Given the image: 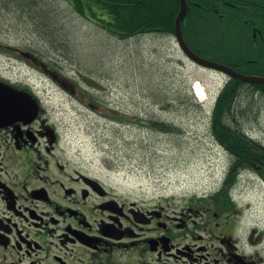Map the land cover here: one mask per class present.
Returning a JSON list of instances; mask_svg holds the SVG:
<instances>
[{"label": "flooded vegetation", "instance_id": "af4514ba", "mask_svg": "<svg viewBox=\"0 0 264 264\" xmlns=\"http://www.w3.org/2000/svg\"><path fill=\"white\" fill-rule=\"evenodd\" d=\"M240 1L224 0L226 31L203 51L250 67L264 59V0ZM244 9L234 27L230 16ZM51 71L68 103L99 110L74 78ZM42 89L0 69V264H264V204L247 194L264 191V145L247 157L223 147L221 179L186 202L136 199L71 150L65 115Z\"/></svg>", "mask_w": 264, "mask_h": 264}, {"label": "rangeland", "instance_id": "374dc122", "mask_svg": "<svg viewBox=\"0 0 264 264\" xmlns=\"http://www.w3.org/2000/svg\"><path fill=\"white\" fill-rule=\"evenodd\" d=\"M30 1L35 7L28 3L14 13L0 9V69L44 79L46 84L40 81L38 87L45 86L46 103L65 115L71 150L112 184L149 202L163 197L186 202L193 189L221 179L229 157L211 133L210 116L227 76L191 62L172 35L119 39L98 20L78 13L70 0ZM92 10L106 17L99 7ZM221 29L219 41L226 26ZM13 48L32 52L74 78L99 110L75 100L68 103L38 68L34 71L14 56ZM195 80L204 87L205 100L195 97ZM229 117L232 127L264 144V96L249 84L243 85ZM249 189L247 194L258 196L263 205L264 191Z\"/></svg>", "mask_w": 264, "mask_h": 264}, {"label": "trees", "instance_id": "16d2710c", "mask_svg": "<svg viewBox=\"0 0 264 264\" xmlns=\"http://www.w3.org/2000/svg\"><path fill=\"white\" fill-rule=\"evenodd\" d=\"M72 6L81 15L89 16L87 11L91 13L90 17L98 20L99 25L103 27L110 35L126 39L141 33H162L174 35V23L179 10L178 0H70ZM235 5L243 7V1L233 0ZM30 3V7H35V3L30 0H0V9L6 8L10 13L22 10L21 7ZM188 12L185 19L181 22V29L188 46L197 54L225 63L243 74H256L264 76V59L257 60V64H251L250 67L234 66L230 62H226L215 54H209L203 51L204 48L216 46L219 41L218 33L223 26V17L225 13L224 0H186ZM9 5L15 8L9 9ZM99 7L106 14V17H99L92 7ZM88 9V10H87ZM241 17L231 15L230 19L234 27L243 25V19L247 15L244 9ZM260 22L264 26V11H261ZM218 13H223L218 16ZM42 15V14H41ZM258 24L257 19H255ZM259 25V24H258ZM247 59L257 58L248 55ZM245 85L240 80L231 78L220 90L214 102L212 113L210 116V129L215 139L231 150L234 155L250 156L262 153L261 148L257 147L255 151L233 146V142L247 146L251 143L250 138L242 135L238 129H229L224 125V118H227L233 108L241 86ZM250 87L256 91L264 90L262 84H250ZM153 123V122H152ZM154 124V123H153ZM166 125V124H165ZM242 131V130H240ZM227 134L229 136H227ZM233 139V141H229ZM253 139V138H252ZM245 142L246 145H245ZM254 145V144H251ZM253 146H251L252 148ZM256 147V146H255ZM247 148V147H246Z\"/></svg>", "mask_w": 264, "mask_h": 264}, {"label": "water", "instance_id": "95a60500", "mask_svg": "<svg viewBox=\"0 0 264 264\" xmlns=\"http://www.w3.org/2000/svg\"><path fill=\"white\" fill-rule=\"evenodd\" d=\"M178 1L180 3V7H179V11L176 16L175 23H174V36H175V39L177 41L179 48L181 49V51L187 58H189L194 63L200 66L220 71L228 75L229 77L236 78L242 82L251 83V84L259 83V84L264 85V77L262 76L241 74L225 64H221L218 62H214V61L202 58L199 55H197L195 52H193L185 43L183 32L180 26L181 21L184 19L187 13V5H186L185 0H178ZM21 54L25 57L31 58L35 63H38L36 58H34L31 54L26 53V52H21ZM38 64H40L42 67H45L44 64L42 63H38ZM46 72L49 73L54 79H56L54 73L48 72V71Z\"/></svg>", "mask_w": 264, "mask_h": 264}, {"label": "bare ground", "instance_id": "6f19581e", "mask_svg": "<svg viewBox=\"0 0 264 264\" xmlns=\"http://www.w3.org/2000/svg\"><path fill=\"white\" fill-rule=\"evenodd\" d=\"M162 34V33H161ZM163 35H167V34H163ZM220 44V43H219ZM218 44V45H219ZM221 46H224L223 44H221ZM231 78L230 77H228L227 79H226V81H225V84L230 80ZM191 88H192V91H193V93H194V95H195V97L197 98V99H201V100H205L206 98H207V93L205 92V89H204V87L202 86V84H201V82L200 81H198V80H195V81H193L192 82V86H191ZM242 88H243V86H241V88H240V90H242ZM256 92L257 93H259L260 95H262V96H264V90H257L256 89ZM240 93H241V91L238 93V95H237V97H236V99H235V101L233 102V107L235 106V104H236V102L238 101V97L240 96ZM233 109V108H232ZM230 120V117L228 116L227 118H224V125L226 126V127H228L229 129H231V128H234V127H232V125H230V123L228 122ZM235 129H238V128H235ZM238 131L239 132H241L242 133V135H245V137H247V138H250L244 131H240V129H238ZM227 136H229L228 134H227ZM252 137V136H251ZM253 138V137H252ZM251 138V140H253V141H251V143L249 144V145H247V146H244V145H240V143H236V142H233V146H236V147H240L241 149L242 148H245V149H248V150H256L257 149V147H260L259 145L260 144H262V142H260V141H258L257 139H255V138H253L252 139ZM216 140V139H215ZM217 141V140H216ZM229 141H233V139H229ZM218 142V141H217ZM244 143H245V145H246V143L247 142H245L244 141ZM251 144H254V145H251ZM262 145H264V144H262ZM251 146H253L252 148H251ZM256 146V147H255ZM247 147V148H246ZM230 151V153L232 154V155H234V153L231 151V150H229ZM236 156V155H235Z\"/></svg>", "mask_w": 264, "mask_h": 264}]
</instances>
